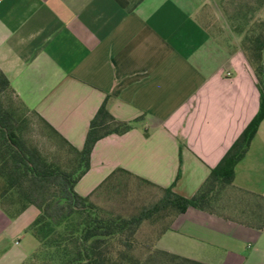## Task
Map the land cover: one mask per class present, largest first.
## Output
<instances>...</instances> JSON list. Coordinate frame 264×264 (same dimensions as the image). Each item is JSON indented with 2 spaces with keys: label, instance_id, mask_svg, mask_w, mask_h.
<instances>
[{
  "label": "crops",
  "instance_id": "obj_1",
  "mask_svg": "<svg viewBox=\"0 0 264 264\" xmlns=\"http://www.w3.org/2000/svg\"><path fill=\"white\" fill-rule=\"evenodd\" d=\"M208 2L0 0V69L29 109L77 149L105 97L115 118L135 119L95 143L79 195L95 203L145 179L190 197L255 115L257 79L241 49L200 21ZM117 168L126 172L105 183ZM233 183L264 195V118ZM37 214L0 206V264L29 260ZM166 225L153 248L206 264H264V230L193 207Z\"/></svg>",
  "mask_w": 264,
  "mask_h": 264
},
{
  "label": "trees",
  "instance_id": "obj_2",
  "mask_svg": "<svg viewBox=\"0 0 264 264\" xmlns=\"http://www.w3.org/2000/svg\"><path fill=\"white\" fill-rule=\"evenodd\" d=\"M239 48L257 79V112L192 196L185 197L174 192V182L160 187L140 179L160 190V196L127 217L102 211L88 196L79 195L74 186L89 168L90 153L95 143L110 134L127 132L133 127L135 119L124 121L115 118L108 109L105 97L89 121L82 148L77 149L19 99L0 69V206L11 216L21 213L30 205L38 209V214L29 225L38 242L31 256L42 253L45 264H206L153 248L152 244L147 246L145 253L148 255L144 260L130 254L133 249L130 237L143 221L154 219L163 211L173 212V217L188 207L264 230V195L233 183L234 167L246 154L264 118V18L249 26ZM7 92L15 95L17 105L4 101ZM19 106L24 109L21 113ZM27 110L47 127L67 153L73 155L69 167L24 139L22 129L27 120ZM117 172L126 171L115 169L105 183L112 182ZM178 177L179 173L176 179ZM224 190L237 193L233 196L238 208L235 215L220 210L222 207L217 205ZM167 228L168 225H165L161 230Z\"/></svg>",
  "mask_w": 264,
  "mask_h": 264
},
{
  "label": "rangeland",
  "instance_id": "obj_3",
  "mask_svg": "<svg viewBox=\"0 0 264 264\" xmlns=\"http://www.w3.org/2000/svg\"><path fill=\"white\" fill-rule=\"evenodd\" d=\"M264 18V0H209L199 11V19L209 31L240 47V41L249 26L259 19ZM241 30V32H239ZM4 101L9 104H18L15 95L6 93ZM19 113L24 109L19 106ZM27 120L24 122L22 136L33 145L38 146L45 154L69 167L73 155L66 152L58 140L50 133L45 125L30 111H25ZM72 164V163H71ZM2 180L0 179V185ZM237 194L231 190H224L219 197L220 210L236 214L238 208L233 196ZM160 196V190L147 184L134 180L115 186L109 194L102 195L95 200V205L102 211L112 212L120 216H129L135 213L142 205L154 202ZM234 203V204H233ZM173 212H161L154 219L142 222L135 234L130 237L133 249L130 254L133 257L144 260L148 255L147 246H151L152 240L172 217ZM26 264H45L42 253H35Z\"/></svg>",
  "mask_w": 264,
  "mask_h": 264
}]
</instances>
